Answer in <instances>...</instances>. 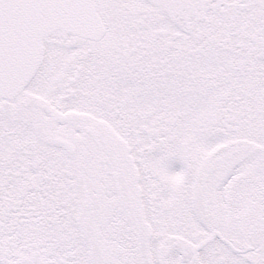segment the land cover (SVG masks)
I'll return each mask as SVG.
<instances>
[{
    "label": "snow or ice",
    "instance_id": "snow-or-ice-1",
    "mask_svg": "<svg viewBox=\"0 0 264 264\" xmlns=\"http://www.w3.org/2000/svg\"><path fill=\"white\" fill-rule=\"evenodd\" d=\"M0 264H264V0H0Z\"/></svg>",
    "mask_w": 264,
    "mask_h": 264
},
{
    "label": "rangeland",
    "instance_id": "rangeland-1",
    "mask_svg": "<svg viewBox=\"0 0 264 264\" xmlns=\"http://www.w3.org/2000/svg\"><path fill=\"white\" fill-rule=\"evenodd\" d=\"M179 168V165H177V169Z\"/></svg>",
    "mask_w": 264,
    "mask_h": 264
}]
</instances>
